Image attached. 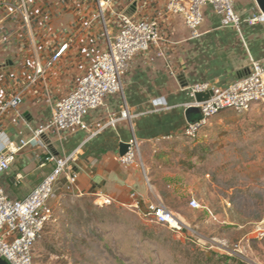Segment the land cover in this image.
<instances>
[{"label": "crops", "instance_id": "0c3cea01", "mask_svg": "<svg viewBox=\"0 0 264 264\" xmlns=\"http://www.w3.org/2000/svg\"><path fill=\"white\" fill-rule=\"evenodd\" d=\"M166 2L114 0L112 9L137 19L157 21L166 42L167 62L152 50L136 55L124 77L122 92L106 97L102 106L87 113L83 118L86 129L44 137L53 156L72 157L68 167L77 174V182L69 196L94 202L101 195L109 197L112 205L128 209L133 193L141 210L148 204L159 203L160 193L145 172L150 165L142 164L146 169L143 171L137 162L122 166L118 161L120 145L134 137L148 158L146 144L161 137L179 139L186 123L198 119V113L185 108L195 102L189 86L206 82L226 89L248 74L250 59L264 67V28L246 22L259 12L254 0L233 2L238 26L227 17L202 8L203 24L195 39H191L178 16L164 15ZM97 16L94 0H3L0 103L23 90L21 115L33 127L47 123L54 101L75 85L93 58L106 47L104 23ZM106 18L108 25L116 23L113 18ZM64 43H68V48L62 59L40 74L39 69L44 70L47 59ZM157 99H163L168 109L154 108L152 102ZM122 111L127 112V120L103 127ZM1 132L12 143L28 137L11 111L0 120ZM53 168L54 163L46 154L23 149L1 175L0 183L10 199L23 200ZM63 184L60 178L59 194ZM56 199L52 201L53 207L60 197Z\"/></svg>", "mask_w": 264, "mask_h": 264}, {"label": "rangeland", "instance_id": "374dc122", "mask_svg": "<svg viewBox=\"0 0 264 264\" xmlns=\"http://www.w3.org/2000/svg\"><path fill=\"white\" fill-rule=\"evenodd\" d=\"M146 145L148 158L140 146L136 162L142 171L150 165L155 204L184 232L148 222L145 209L64 194L33 248L35 264H225L222 257L264 264V104L219 113L193 140ZM192 198L198 208L189 207Z\"/></svg>", "mask_w": 264, "mask_h": 264}, {"label": "built area", "instance_id": "2783aa9c", "mask_svg": "<svg viewBox=\"0 0 264 264\" xmlns=\"http://www.w3.org/2000/svg\"><path fill=\"white\" fill-rule=\"evenodd\" d=\"M97 5V18L104 23L107 42L105 49L96 55L86 67L75 85L50 107V120L38 127L30 125L21 115L23 90L16 91L9 99L0 103V120L8 112H13L28 132V137L12 143L8 137L0 133V178L16 161L17 154L23 149H33L48 156L54 168L43 181L23 200L10 199L0 183V259L7 264H35L33 248L44 228L53 221V205L61 193L72 195L77 182V174L71 172L68 165L72 157L61 158L51 154L44 137L65 136L78 129H86L83 118L91 110L103 105L104 99L118 95L123 90V80L128 72L132 59L150 50L158 58L167 62L160 26L157 21L137 19L120 14L112 9L114 0H94ZM238 0H167L164 15L178 16L188 29L191 39L199 37V28L203 24L202 8L227 17L234 26H238L239 17L233 11L232 4ZM106 17L113 18L116 23L108 25ZM246 22L262 25L264 13L252 15ZM68 43L57 48L47 59L43 73L53 68L61 59ZM193 95L204 94L207 98L200 102L186 104L185 108H196L199 117L187 122L183 137L193 140L208 121L219 113L231 110L238 114L248 112L254 105L264 104V67L250 59V70L247 75L238 79L226 89H220L210 83H198L187 88ZM154 108L168 109L163 99L152 102ZM128 114L122 111L118 117H112L103 126L114 125L127 120ZM94 135V134H91ZM90 135V136H91ZM168 140L161 137L156 141ZM128 150L118 156L122 166H132L139 155L140 143L132 138ZM63 178L64 184L59 194L57 184ZM132 203L129 209L140 211V203L135 193L131 194ZM99 206H110L112 200L101 195L93 202ZM191 209L198 208L195 199L188 203ZM146 220L156 225L165 226L171 232H184L186 226L175 215L160 204H148L145 208Z\"/></svg>", "mask_w": 264, "mask_h": 264}, {"label": "water", "instance_id": "95a60500", "mask_svg": "<svg viewBox=\"0 0 264 264\" xmlns=\"http://www.w3.org/2000/svg\"><path fill=\"white\" fill-rule=\"evenodd\" d=\"M258 10L262 13H264V0H254ZM195 101L200 102L207 98V95L204 94H196L194 95ZM188 112L191 111L193 113H198V110L196 108H190L187 110ZM128 150L127 144H121L120 145V156H123ZM0 264H7L4 260L0 259Z\"/></svg>", "mask_w": 264, "mask_h": 264}, {"label": "trees", "instance_id": "16d2710c", "mask_svg": "<svg viewBox=\"0 0 264 264\" xmlns=\"http://www.w3.org/2000/svg\"><path fill=\"white\" fill-rule=\"evenodd\" d=\"M222 260L225 262V264H228V262H231V264H240L238 263V260L235 259L234 257H222ZM211 262L212 261H208V263H211Z\"/></svg>", "mask_w": 264, "mask_h": 264}]
</instances>
